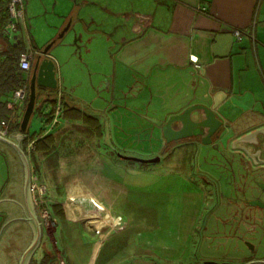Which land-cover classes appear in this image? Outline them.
Here are the masks:
<instances>
[{"label": "crops", "instance_id": "1", "mask_svg": "<svg viewBox=\"0 0 264 264\" xmlns=\"http://www.w3.org/2000/svg\"><path fill=\"white\" fill-rule=\"evenodd\" d=\"M138 7L137 12L140 11L138 14L142 16L140 19L142 24L120 43L114 53L108 34L102 31L110 23L108 21L106 24L109 16H106L104 12H96V19L93 16L100 24L90 39L89 47L87 45L85 50L94 52L92 54L98 58L97 69H92L93 71L90 72V74L94 72L99 74L97 82L101 80L97 94L94 93V99L109 95L113 78L128 90L136 89V100L142 99L144 93L155 97L152 92L155 88H161L166 94L155 97L157 98L155 108L152 109L149 104L146 112L150 113V116L162 118L164 114L180 106L181 93H184L185 89L191 92V88L196 87V93L201 100L207 102L216 114L221 116L224 123L229 122L224 130L226 134L221 140L222 145L230 147L235 137L248 132L250 133L248 138H251L250 143L253 142L257 157L264 160V97H261L262 93L260 95L257 93L262 88L258 78L257 59L264 61V36H261V33H264L262 32L264 31V0H149V2L140 0ZM76 10L78 11L76 4H71L69 0H25V13L28 21H32L30 20L31 12L43 14L45 30L54 32L46 33L43 42H47L54 36L53 34L58 32L66 23L68 16L71 14L75 16ZM236 27L248 28L253 33L254 29H258L260 41H257L256 36L255 43L249 36H243L237 40L232 33L233 28ZM32 39V46L39 49ZM8 41L14 42L13 39H8ZM56 46L58 44L51 48L50 55L57 64L60 58H56L57 56L52 52H61V48ZM191 59H196L197 65ZM112 60L118 62L119 66L112 69L110 66ZM24 75L29 77L30 70L27 73L24 72ZM57 78L60 83L58 76ZM93 79L90 76L89 93L95 91L96 81ZM73 90L74 87L71 92L67 90L65 94L69 104H73L72 98L75 96ZM102 91L105 94L101 93ZM0 96L8 101L11 99L10 92ZM110 98L112 100L111 95ZM89 106L93 108V112L88 113H93L92 115L97 117L101 124L99 128L91 129L81 119L75 118L69 119V122L71 121L69 125L75 124L79 128L82 127L81 132L78 130L75 133L70 129L67 131L61 128L65 120H68L64 118L58 126L51 129L55 134L60 132L56 135L58 137L54 148L56 154L35 153L34 160L39 170L41 169L44 178L46 176L50 181L51 194L46 195L48 207L52 211L54 204L57 203L61 208V213H54L53 209L52 212L58 217L59 223L51 228L42 226L40 244L28 264H42L41 260L47 252L51 254V258L43 264L58 263L56 256L59 254L62 255L65 264H93L104 239L110 233V229L105 233L102 229L114 221L111 218L113 212L116 214L120 211L123 216L122 207L127 200L126 192H117L118 189L115 186L113 187L116 188L115 192L111 193V200H109L104 190L98 187L100 185L99 174L104 180L103 183L108 182L107 185H110V180L104 177L111 173V161L104 160L100 165L105 170L109 168L105 171V175L96 168V170L77 172L75 170L79 167L72 166L65 159L86 142L83 133L89 136L90 143L95 144L93 146H96L100 152L112 149L117 152L119 151L117 149L133 147L136 143H140L133 136L130 145L125 143L128 133L123 134L124 129H120L119 140L113 143L114 146L108 144L107 119L105 116H99L104 110V114L107 113L110 107L104 109L101 104ZM46 111L47 109L39 114L34 113L40 123V128L45 125L43 115ZM131 113L130 115L123 114L121 120L134 121L136 131H149V137L159 135L160 129L153 126L141 113H134V111ZM20 115L21 111L17 110L14 116L17 121ZM49 127L47 130L50 129ZM17 133L18 130L13 129L6 137L15 139ZM185 139L182 138V141L176 142L175 147L178 149L181 146L192 147L196 144L188 143L184 141ZM161 143L162 141H157V148H154V145L151 146L150 152L157 151ZM203 144L209 147V141ZM10 148L11 146L0 141V151L6 154L9 161L15 165V157ZM64 168H71L70 172H73L74 177L65 179L66 174L61 173ZM118 176L119 174L114 177L122 182V177ZM74 183L84 185L82 187L80 184L76 189L77 195L71 194V184ZM84 187H87L89 192L81 195L85 192ZM47 188L48 186L46 193ZM9 196L10 194L2 195L5 199H0V213L5 211L7 204L4 202ZM14 199L16 200L14 202L18 204L19 212L0 215V264H18V258L32 235L28 222L20 218L15 219L16 216H23V206L18 203L22 202V192L17 194L15 191ZM91 199L99 203L102 208H95ZM10 217L13 218L7 221ZM16 220L25 222L22 226L21 237L16 222L11 226L8 225L10 221ZM98 222H101L102 229L93 228ZM88 223H91V226ZM95 238L97 241H93ZM255 250L256 253L257 251L260 253L258 257L253 256L251 252L248 255V251L245 250L243 253L247 254V259L237 264L255 258L264 259V245H261L260 241ZM108 256L102 264H109Z\"/></svg>", "mask_w": 264, "mask_h": 264}, {"label": "rangeland", "instance_id": "2", "mask_svg": "<svg viewBox=\"0 0 264 264\" xmlns=\"http://www.w3.org/2000/svg\"><path fill=\"white\" fill-rule=\"evenodd\" d=\"M69 1L71 4H74V0ZM75 1L79 3L76 5L78 11L76 10V18L74 19L77 27H79V22H77L79 15L84 17V21H89L92 16H96V12H104L99 7H105L106 11L111 13L104 12L106 16H109L106 19V24L108 21L110 23L105 26V30L110 38L113 53L120 43L127 36L134 33L142 24L140 21L142 16L138 14L140 11L137 12L140 0H93L96 3H90V1L86 0L84 5L82 4L84 0ZM147 1L149 2V0ZM97 3H99V7H96ZM5 6V0H0V15L4 12ZM131 14L137 17L138 24L133 23ZM44 18L43 14L31 12L30 20L32 21H28V16L25 20L28 35H30V38L34 37L32 41L38 48H42L46 44V42H43L46 33H54L45 30ZM124 22H128V25L132 27L130 31L124 28ZM84 25L87 26L85 22ZM97 27V21L90 24V30L94 31ZM15 33L21 39L20 45L27 46L22 26ZM254 33L253 43H255V36L257 41H260L259 30L254 29ZM87 34L83 35L82 44L89 47L90 39H92L93 35L90 33L87 36ZM262 34L264 33H261V36H264ZM73 38L72 32L69 31L62 41L58 43V46H56L61 48V52H52L57 56L56 58H60L56 66L57 76L60 79L62 88L71 92L74 87L75 96L72 98V102L86 112H93V108L89 105L96 106L101 104L104 109L110 107L107 113L105 112L104 114V110L102 115L99 116H105L107 119L108 144L114 146L115 141L119 140L120 129H124L123 134L125 132L128 133L125 143L130 145L132 136L137 142H140L139 144L136 143L133 147L117 149L119 150L117 152L113 149L100 152L96 146H93L95 144L90 143L88 140L89 136L83 133L86 142L77 147L69 157L65 158L74 167H84L83 169H76L75 171L77 172L97 169L102 174H105V171L109 168L105 170L100 165L104 160L106 162L111 161V173L109 176L104 177L107 178L106 180L109 179L111 183L109 182L110 185H107L108 182L104 184V180L99 174L100 185L98 187L104 190L109 200H111V193L115 192L116 188H113L115 186L118 189L117 192H126L127 194V200L122 207L123 216L120 214V211L116 214L113 212L111 215V218L114 219L115 215L120 214L122 216L120 224H115L113 221L103 228L101 221L93 227L95 229L103 228V233L110 229V233L104 239L101 250L99 249L100 252L95 257L93 264H102L106 260L107 255H109L107 260L109 264H197L201 262L206 255L216 252L214 249H211L216 242V233L210 231L208 225L214 220L216 215L214 209L218 208V205H223V196H227L233 191L232 172L228 168L230 165L226 161L213 163L209 157L206 158L209 156L208 153L211 150L205 145L195 147L188 145L181 146L176 149V152L172 156H163L159 161L155 162L122 159V156L125 155L149 158L156 153V151L154 153L150 152L151 146L154 145L153 147L157 148L155 135L149 137V131H136L134 121H123L121 119L123 114L130 115L133 111L134 113L139 112L149 115L150 113L146 112L147 106L150 104V107L154 109L157 102V98L155 97L164 96L166 94L165 90L155 88L152 92L155 97H152V95L147 96L144 93L142 99L136 100V89L128 90L127 87H123L119 84V81L117 82L113 78L111 80L113 83L112 89L108 93L109 97L103 96L99 99H94V93L97 94L96 91L101 80L97 82L99 74L96 72L90 74V72L93 71L92 69H97L98 58L95 54H92L94 52H84V46L80 47L81 57H79V52L77 54L74 53V46L69 44ZM88 38L90 39L86 40ZM110 66L114 69L119 64L115 60H112ZM257 70L258 78L262 84L261 91L257 93L259 95L262 93L261 97H264V61L260 58L259 60L257 59ZM90 76L94 78L93 80L96 81V84L94 86L95 91L89 93ZM161 91L162 93H160ZM101 93L105 94L104 91ZM110 95L112 96V100ZM154 98L155 100H151ZM138 101L139 103H136ZM144 122L146 121L144 120ZM62 126V129H70V131H75V133L78 130L81 132L80 129H82V127L79 128L75 124H63ZM39 129L40 123L37 121V116L33 114L28 130L29 132H34L39 131ZM232 146L233 143H231ZM6 161L9 162L7 155L0 151V183L7 170ZM70 170L71 168H64L61 172L62 174H66L65 179L74 177L73 172H70ZM41 172V169L37 171L39 176L38 182L44 184L45 187L48 186L47 193L45 194V198H47L46 195L51 194L49 190L50 181L48 177L45 176L44 178V174ZM206 173L210 175L206 177ZM117 174L122 177V182H119L114 177ZM76 183L71 184L72 195H77L75 191L81 184L78 183L76 185ZM81 186L83 187L84 185L81 184ZM84 189L85 192L81 193V195L89 192L87 187H84ZM58 223L51 227L57 226ZM90 224L88 223L89 226H91ZM93 241H97V238ZM261 243H264V240ZM255 244L257 245V242ZM234 247L243 248L244 245L241 242L234 245L230 241L225 243L221 250L230 256L233 253ZM255 255L258 257L260 253L257 251ZM245 256L247 255L234 258L233 262L235 264L242 262ZM56 257L62 259L64 262L62 255L59 254Z\"/></svg>", "mask_w": 264, "mask_h": 264}, {"label": "flooded vegetation", "instance_id": "3", "mask_svg": "<svg viewBox=\"0 0 264 264\" xmlns=\"http://www.w3.org/2000/svg\"><path fill=\"white\" fill-rule=\"evenodd\" d=\"M88 1H90V3H96L93 0ZM84 2H86V0H84L82 4H84ZM74 4L77 5L79 3L74 0ZM75 18L76 17L71 14L70 16H68L67 21L63 26L73 23ZM89 34L90 33H88L87 36ZM35 57L36 55L34 54L33 60L35 59ZM32 71L33 64L30 68V76ZM58 89L61 90V96H66L65 94L67 91L62 88V84H59V87L56 90L58 91ZM39 92L42 91L39 89L38 93ZM48 92L50 91H44L43 93L45 94ZM211 127L210 129L209 127L203 129L195 128L191 136L180 137L177 139L170 138L169 140H167L162 135V133L159 132V135L156 136V139H158L157 141H162V143L158 147L156 153L153 155H159V160L163 156H172L177 149L175 147V143L182 141V138H186L184 141L188 143H196L193 147L202 146L204 145L203 143L205 141H209L208 145L211 151L208 153L209 156H207L206 158L209 157L213 163H222V161H226L230 165V167L228 168L232 172L231 176L233 179V191L227 196H223V205H218V208L214 209V211H216V215L214 217V220H212L211 223L208 225L209 230L214 231L216 233V242L213 248H211L214 249L216 252L213 254L206 255L202 259V261L198 262L197 264H202L206 260L216 262H233L234 258L241 257L242 255L239 254V251H237L238 247L233 248V253H231L230 256L227 255L225 252H222L221 248H223L225 243L231 241L235 245L237 243H240L241 239L244 240L246 238L251 241H257L261 237V227L264 226V172L257 173L254 178L250 175V173L247 174V176L245 174L248 170L250 171L249 168L251 166L255 167L258 165H264V160H260L257 157L256 149L252 145L253 142L250 143V137L241 140L240 138L243 135L237 136L232 140V143H236L233 144L232 147H226L221 143L222 138L225 137L224 135L226 134L224 131L225 128L222 125H219L218 127H216V129H214V124ZM208 133L209 136H207ZM238 139H240V141H237ZM242 148H245L247 150V153ZM10 149L14 154L16 164L13 165L10 161H6L7 170L5 176L3 177V180L1 181L2 184L0 183V199H5V197H2V195L10 194V196L6 198V201L4 202L5 204H7V207H5L6 209L4 212L0 213L1 216L6 214L9 215L10 213L16 214L17 212H19L18 204L14 202L16 201L14 199V192L16 191L17 194H19L20 191L22 192V162L17 152L12 147ZM209 175L210 174L206 173V177H208ZM33 207L36 212L35 206ZM24 216L26 215L23 213V216H16L15 219H23ZM12 218H8L7 221ZM15 222L19 226L17 230H19L21 237L23 233L22 226L25 224V222L23 220H16L12 222L10 221L8 225L11 226ZM243 248L244 250H246V252L248 251V255H250V250H248L245 246Z\"/></svg>", "mask_w": 264, "mask_h": 264}, {"label": "water", "instance_id": "4", "mask_svg": "<svg viewBox=\"0 0 264 264\" xmlns=\"http://www.w3.org/2000/svg\"><path fill=\"white\" fill-rule=\"evenodd\" d=\"M96 7H99L98 4ZM99 8L102 11L111 14L109 11H106L104 7H99ZM130 16L133 23L138 24L136 20L137 17L134 14H131ZM77 22H79V27L75 25L74 21L71 24L62 26L58 30V32L54 36H52L42 48L37 49L35 53L36 57L34 60H32L33 71L28 81L29 91H28L27 101L25 103L21 115L17 136L15 137V139H11L4 135H0V141L11 146L17 152L23 166L22 202H18V203H20V206H23V210H24L23 213L26 215L23 217V219L29 223L31 227L32 235L27 246L24 248V250L21 252L18 258V264L29 263L30 258L32 257L36 248L39 246L42 237V225L37 213L34 210L33 207L34 204L31 194V163L28 155L20 145V140L23 137V132L26 131L31 115L34 111L35 103L41 100V97H37V91L40 89L43 93L44 91H50L58 88L59 82L57 78V68L54 58L50 55L51 48L56 44L60 43L62 39L66 36V34L69 31H71L74 38L72 39V42L69 44L70 45L72 44L74 46L73 52L76 54L77 52H79L78 55L79 57H81L80 47L84 46L85 48L87 46L85 44H82L83 35L85 33H91L93 35V33L96 32V29L94 31L89 30L90 24L93 22L96 23V20L93 18V16L89 21H84V17L79 15ZM84 22L87 26L84 25ZM99 24L100 23H98V25ZM123 26L126 30L130 31L131 27L128 25V22L127 23L124 22ZM102 31L106 33V30H102ZM84 52H86L85 49ZM181 99L182 100L180 102L181 103L180 106L177 107V109L172 110L167 114H164L162 118H157L155 116L144 115V114L141 115H143V117H145L148 121H150V123L153 126L158 127L162 135L167 140H169L170 138L177 139L180 137L191 136L195 128L203 129L209 127L210 129V127L214 124L213 128L216 129V127H218L219 125H222L224 128L229 125L228 121L224 123L221 116L216 114L215 110H213L207 102L201 100V97L196 93V87H192L191 92L188 89H185V92L181 93ZM248 135H250V133L244 134L240 139L244 140L248 138ZM207 136H209V133L207 134ZM242 149L247 153V150L245 148ZM124 158L133 159L140 162H155L159 160V155L149 158H141L136 156L125 155ZM249 169L250 171L248 170L245 173L246 176L247 174L250 173V175L254 178L255 175H257V173L264 172V165H258L255 167L251 166ZM262 240H264V226L261 227V237L259 238V240L251 241L246 238L244 240L241 239V243L248 250H250L253 256H255L256 254L255 242L258 243V241H260L261 243ZM262 244L264 243H261V245ZM237 251H239V253L242 256H244L243 254L244 248L238 247ZM243 259L244 260L247 259V256H245V258ZM211 263L235 264L234 262H216L211 260H206L202 264H211ZM257 263L259 264L264 263V259L255 258L252 260H247L241 264H257Z\"/></svg>", "mask_w": 264, "mask_h": 264}, {"label": "trees", "instance_id": "5", "mask_svg": "<svg viewBox=\"0 0 264 264\" xmlns=\"http://www.w3.org/2000/svg\"><path fill=\"white\" fill-rule=\"evenodd\" d=\"M5 4H7V0H5ZM8 19V12L5 6L4 12L0 15V95L3 93H12L17 87L21 85L22 82L29 81V77L24 75V72L20 69L18 64V58L22 51H24V46L20 45V41L18 42H10L8 39L2 37V30L3 27ZM27 89L29 91L28 85ZM37 97H41L40 101L35 103L34 111L32 115L36 113H42L45 109H47L46 113H44L43 122L44 127L40 128L39 131L29 132L28 126L26 131L23 132V137L21 138V145L25 151V146L28 140H33L34 149L32 154L30 155V160L34 170L37 172L39 170L38 165L35 159V153H43V154H56L54 150L56 146V141L58 140V135L60 132H55L51 129L58 126L60 123L55 124L52 127L50 126L52 114L55 110L56 101H57V90H50L47 94H42V92L37 91ZM8 99H2L0 96V119L2 118H10L12 115L15 116L16 109L8 107ZM23 111V110H22ZM21 111V115H22ZM20 115V116H21ZM31 115V117H32ZM63 118L68 119H75L79 118L86 123L88 127L91 129H96L100 127V123L97 120V117L93 116L92 114L82 110L80 107L69 104L65 96H61V114L60 119ZM31 119V118H30ZM12 120V119H11ZM20 120V119H19ZM17 119H13L10 125V131L15 129V131L19 130L20 121ZM63 121V120H62ZM30 122V121H29ZM71 122V121H70ZM64 124V123H63ZM48 126L50 129L47 130ZM95 125V126H93ZM55 151V152H53ZM54 209V211H53ZM52 211L54 213H61L60 206L56 203L54 204ZM51 258V254L47 252L42 258L41 263L43 264ZM59 264V261L57 260Z\"/></svg>", "mask_w": 264, "mask_h": 264}, {"label": "built area", "instance_id": "6", "mask_svg": "<svg viewBox=\"0 0 264 264\" xmlns=\"http://www.w3.org/2000/svg\"><path fill=\"white\" fill-rule=\"evenodd\" d=\"M7 12H8V19L3 27L2 30V37L6 39H13V41L18 42L21 39L16 35L15 32L19 30L22 26V30L25 34V38L27 40V46H25L24 51L20 54L18 58V64L20 69L27 73L32 65L33 55L36 53L37 49L32 46V42L30 35H28L27 25L25 23L26 20V13H25V0H8L6 4ZM233 35L237 40L241 39L243 36H249L252 41L254 40L253 31L249 30L248 28H233L232 30ZM192 60V59H191ZM195 65L196 59L192 60ZM28 82L27 80L22 82L19 87L11 93V99L8 102L9 108H15L16 111H22L25 103L27 101L28 96V89H27ZM61 114V90L58 89L57 91V101L55 110L52 114V119L50 123V127L54 126L57 123H61L62 120L60 119ZM15 119L14 115L10 118H2L0 119V135L7 136L10 133V125L11 121ZM65 124H70L68 120L64 122ZM34 149L33 140H28L25 146V152L30 159V155L32 154ZM31 162V161H30ZM39 176L37 172L34 170L31 164V194L33 204L36 208L37 215L41 222V225L44 227H51L58 223V217L50 210L47 204V198H45L46 187L44 184L39 183ZM91 203L95 206V208H102L101 205L94 200H90ZM122 216L120 214L115 215L114 223L120 224ZM59 264H64L63 260L58 258Z\"/></svg>", "mask_w": 264, "mask_h": 264}]
</instances>
